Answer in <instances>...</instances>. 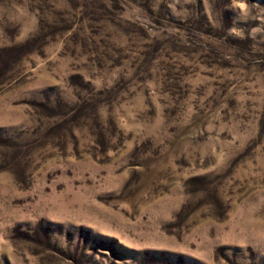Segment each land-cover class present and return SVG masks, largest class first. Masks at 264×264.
I'll use <instances>...</instances> for the list:
<instances>
[{
	"label": "rangeland",
	"instance_id": "rangeland-1",
	"mask_svg": "<svg viewBox=\"0 0 264 264\" xmlns=\"http://www.w3.org/2000/svg\"><path fill=\"white\" fill-rule=\"evenodd\" d=\"M0 264H264V0H0Z\"/></svg>",
	"mask_w": 264,
	"mask_h": 264
}]
</instances>
